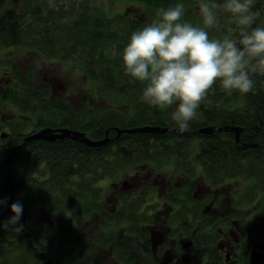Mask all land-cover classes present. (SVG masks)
Masks as SVG:
<instances>
[{
	"label": "trees",
	"instance_id": "trees-1",
	"mask_svg": "<svg viewBox=\"0 0 264 264\" xmlns=\"http://www.w3.org/2000/svg\"><path fill=\"white\" fill-rule=\"evenodd\" d=\"M56 1L58 2L56 7L46 5L38 9L39 1L31 0L29 10L32 11V21L29 20L23 25H19L22 14L15 8L4 14L1 13L0 47H3L2 42H13L21 37L23 39L37 38L43 50L49 54L70 56V58L79 56L88 76L91 94L95 97L93 98L94 106L89 104L85 111L78 113L79 119L73 115L65 124L71 128L83 130L93 138L104 137L107 129L111 130L110 135L114 134L112 128L116 125L128 128L150 123L178 128L171 118L176 105L161 110L144 103L148 114L144 112L145 116L135 120L132 118L129 120L128 115L118 110L117 101L119 95H123V98L125 96L128 99L133 98L135 102L131 105L135 104L137 110L143 112V104L140 109L139 104L145 88V83L134 81L125 74L122 53L130 41L131 34L150 24L145 16L153 10L151 3L158 5L160 7L158 10L182 3L184 5L182 19L194 26L202 27L203 18L199 10L201 0H129L132 4L140 5L137 6L139 11L130 15L118 12L112 17L104 10L91 7L90 0ZM216 1L204 0L217 8L219 6ZM4 2L6 0H0V9L3 8ZM261 9V26L264 27V2ZM139 18L140 20H137ZM233 27L234 32L238 33L234 21L231 23L229 19L224 31L229 28L228 32H230ZM219 34L215 36L211 32L209 36L210 38L221 37L222 34ZM230 37L235 38L232 34ZM251 76L255 81L254 88L244 95L237 91L229 96L217 83L214 86V92L209 94L197 110V118L190 122L189 130L208 125L241 126L243 128L240 133L241 141H257L261 144L239 148L234 142L235 132L230 130L186 131L182 134L179 131L162 133L163 142L168 146V148L163 146V150L166 151L163 156L165 159L177 152H183L181 155L187 158L186 153L191 151L189 147L193 143L192 137L198 138L200 146L195 164L187 163L186 167L201 165L205 170L206 174H204L218 182L224 181L227 177H242L249 192L248 198L254 199L256 192L264 194V76L258 73ZM84 115H86L85 118ZM179 136H189L192 139L179 140L176 138ZM44 143L45 146L31 144L29 148L27 146L25 150L17 151L12 155L14 189L11 190V194L27 207L29 222L31 221L30 225H27L29 232L35 238L39 248L46 250L50 255L53 263L78 264V260L62 261L59 247L64 244H73L70 242L75 232L69 229L72 224L79 225L99 214L102 197H105L104 189L100 186L101 179L118 175V169L132 161L131 156L121 152L120 158L116 160L113 158L112 148L89 146L68 138ZM9 153L10 147L0 149V200L6 192L9 167L4 164V161ZM195 169L190 170L191 175L197 174ZM262 199V208L259 209V213L254 214L255 220L261 218L264 221V196ZM239 204L245 210V204ZM38 214H41L44 219H38ZM13 215L15 214L10 213L3 204H0V225ZM250 234L256 240L258 239L253 233ZM254 238L248 234L247 242L253 240L255 243ZM104 239L105 236L101 234L97 236L96 241L101 242ZM261 245L264 243L261 242ZM263 250L264 246H262V253H264ZM78 253L83 255V249L78 248ZM5 262L45 264L42 259L36 257L33 245L23 231L17 234L0 228V264ZM82 264L102 263L84 260Z\"/></svg>",
	"mask_w": 264,
	"mask_h": 264
},
{
	"label": "flooded vegetation",
	"instance_id": "flooded-vegetation-1",
	"mask_svg": "<svg viewBox=\"0 0 264 264\" xmlns=\"http://www.w3.org/2000/svg\"><path fill=\"white\" fill-rule=\"evenodd\" d=\"M2 43L6 51L13 50V45L27 47L35 52L33 55L37 59L29 64L27 61L32 54L18 60L8 54L12 50L2 55L0 147H10V153L14 150L13 155L17 151L25 150L27 146L29 148L31 144L45 146L46 141L57 142L70 139L69 137L54 140L28 139V137L43 128L70 127L65 122L70 121L73 115L80 118L78 113L85 111L89 104H93V98H95L91 94V87L88 86L87 74L86 89L91 97L89 100L87 97L83 98L81 104L74 103L72 96L68 93L67 84L63 83L59 77H54V74H45L41 77L38 60L40 61L41 58L44 61L55 62L56 57L37 52L36 39L21 37L13 42ZM64 58L65 61L71 59L70 56ZM56 63L59 62L56 61ZM141 104H143V112L138 110L139 118L146 115L144 112L148 114L142 100L139 109ZM79 107L82 108L78 109ZM6 111L9 113L7 114ZM131 118L135 120V117ZM146 124L150 123L136 126ZM119 126L112 128L115 132L112 135H110L111 130L107 129L104 137L108 136L109 141L103 145V148H112L115 154L113 158L116 160L120 158L121 152H125L131 156L132 161L118 169L116 178L121 174L124 176L112 181L118 188L113 190L112 200L102 197L97 216L106 223L108 228H113V224L129 222L132 223L131 226L135 223L143 226V229L139 230L137 238L140 242L139 248H134L131 243L128 246V251L134 256H123L124 248L117 249L116 253L121 256H116L113 252L115 249H112L108 257L98 254L96 261L102 264H264L262 245L259 248L253 240L247 242L248 226L246 218H243L245 210L241 208L237 200H232L233 189L228 192L222 186L224 181L218 182L206 176L201 165L186 167L187 163L195 164L200 146L198 138L192 137L193 143L189 147L191 151L186 153L187 158H183L181 155L183 152L176 151L177 153L170 154L168 159H165L163 156L166 151L163 150V146L167 148L168 146L163 142L162 132L119 131L126 128V126ZM176 138L192 139L189 136ZM234 142L239 148H246L247 142L257 141H241V138L237 141L235 136ZM5 162L6 160L4 161L6 165ZM194 168L197 174L191 175L190 170ZM152 175L154 178L150 179ZM159 176H161L160 181L157 179ZM177 176L181 181H175ZM144 181L148 183L144 184ZM100 186L104 189L101 182ZM150 186H157L160 196L159 199L145 203L144 193ZM163 191L166 192L165 195ZM4 195L5 193L2 195V200ZM10 197L15 202L19 201L12 194ZM10 197L6 195L7 200ZM102 228L104 226H101ZM157 233L158 236L153 240V236ZM105 234H108L107 239L98 243L103 245L111 243L109 239L114 235ZM33 239L34 242L31 241L33 248L35 245L39 248L34 237ZM254 240L256 241V238ZM40 250L46 252V250ZM255 254L258 255V260L253 263L252 257Z\"/></svg>",
	"mask_w": 264,
	"mask_h": 264
},
{
	"label": "clouds",
	"instance_id": "clouds-1",
	"mask_svg": "<svg viewBox=\"0 0 264 264\" xmlns=\"http://www.w3.org/2000/svg\"><path fill=\"white\" fill-rule=\"evenodd\" d=\"M256 0H225L223 11L231 14L238 38H210L208 29L217 27L218 9L204 0L199 5L203 26L182 19L184 5L161 8L152 22L131 34L122 53L125 74L145 83L142 101L161 110L176 105L171 118L179 133L189 130L197 110L219 83L231 96L251 92V74L264 76V27L254 26ZM0 200V204H4ZM15 214L0 228L17 234L23 206L11 205Z\"/></svg>",
	"mask_w": 264,
	"mask_h": 264
},
{
	"label": "rangeland",
	"instance_id": "rangeland-1",
	"mask_svg": "<svg viewBox=\"0 0 264 264\" xmlns=\"http://www.w3.org/2000/svg\"><path fill=\"white\" fill-rule=\"evenodd\" d=\"M39 1V6L38 7H44L46 5H49L51 7H56L57 6V1L56 0H38ZM70 1V0H69ZM75 1V0H74ZM29 2V4L27 3ZM264 0H256V5L252 9L253 15L256 17L254 26H261V19H262V9L261 5L263 4ZM31 0H6V2L3 3V8L0 9V14L4 12L10 11L12 8H15L19 13L22 14V19L19 22V25H23L24 23L28 22L29 20L32 21V11L29 10ZM225 3L224 0H217L216 4H218L219 7L218 9V26L209 28L210 32H212L213 35L217 34H222L221 37L217 38H223L225 35L235 36L234 39L238 38V33L234 32V27L233 29L228 32L229 28H226V31H224V28L226 27V22H229V19L231 20V23L233 20L231 19V14L223 11V4ZM89 5L91 7H95L98 10H104L112 17V15L117 14L118 12H125L126 14L130 15L136 11H139L137 6H140L139 4H132L130 3L129 0H90ZM150 6L152 7L151 12L146 17L148 21L151 23L153 19L156 18V14L159 11L158 8H160L158 5H155V3H151ZM37 7V8H38ZM31 8V6H30ZM155 8V9H154ZM156 10V11H155ZM148 13V12H147ZM137 15V14H136ZM228 15V17H227ZM137 20H140L137 19ZM226 21V22H225ZM235 23V22H234ZM236 26V25H235ZM230 27V26H229ZM219 34V35H220ZM38 42V45L35 50L39 53H44L55 58V62H50V61H44L40 58V61L38 60V63L40 64L41 69H39V72L41 74V77H43L45 74L53 75L54 77H59L61 81L65 84H67V90L68 93L72 96V101L77 104L82 103V99L87 97L88 100L90 99L91 95H89L88 90L86 89V71L84 68V64L82 63V60L79 58V56L75 58H71L70 61H65L64 55H56V54H49L45 52L42 48V46L39 44L40 40L35 38ZM34 49L33 47H30ZM57 49V48H56ZM12 49H9L6 51L4 47H0V59L2 60V55L5 54V52H9ZM33 51L28 49L27 47L21 46H16L13 45V50L11 53H8L9 55H12L14 58L22 59L23 57L27 55H31L30 60L27 61V63H32L35 59L33 55ZM18 54V55H17ZM64 54V52H63ZM17 55V57H16ZM58 61L59 63H56ZM23 62V61H22ZM90 87V86H89ZM125 96V95H124ZM119 100L117 101V108L118 110L124 112L126 115H128V119L131 120V117H135L139 119L138 116V110L137 106L135 104L131 105V103H134L135 100L128 99L127 96L123 98V95H119ZM85 102V100H83ZM90 103V101H88ZM115 103V101H114ZM131 105V107H130ZM90 106H94V104H91ZM82 107H79L80 109ZM8 114L9 111H6ZM12 113V111H11ZM15 113V111H14ZM172 159V158H171ZM170 159V160H171ZM198 161V160H197ZM124 175H119L118 178L115 177H104L101 179V183L104 186V193L105 197L108 199L113 198V190L117 189L118 187L115 186V184L112 182L116 179H119L120 177H123ZM154 175L151 176L150 179H153ZM241 178V179H240ZM128 179V178H127ZM157 179L160 181L161 176L157 177ZM179 179L177 176L175 178V181ZM122 183V182H121ZM147 181H144V184H147ZM228 192H230L233 189V197L231 196L232 200H239V203L245 204V211H244V216L243 218H246V224H247V231L248 234L254 238V236L250 233H253L258 239L256 240V244H258L259 248H261V242L264 243V221L261 218H257V220L254 219V214L257 212L259 213V209L262 208L263 204V199L262 196L264 194L262 192H256L255 197L253 198H248V190L245 186V183L243 181L242 177H227L224 180V183L222 185ZM238 187V188H237ZM242 189L240 190V188ZM240 190V191H239ZM239 191V192H238ZM227 192V194H228ZM164 195L166 194L165 191H163ZM159 188L156 186H150L148 191L144 193V199L145 203L151 202L153 200L159 199ZM228 197L229 194H228ZM227 197V199H228ZM252 199V200H250ZM110 206V205H109ZM222 213V212H221ZM264 214V212H263ZM38 219L41 218V220L44 219V217L41 214H38ZM47 220V219H46ZM45 220V221H46ZM27 225L31 223L29 222V218L27 215ZM35 224V223H34ZM132 223L126 222V223H120L118 225L113 224V228H108L106 223L102 221L98 216L89 219L86 222H82L79 225L74 223L72 224L69 229L71 231L75 232L71 236V242L73 244H64L60 245L59 249L61 252V259L64 261L65 259H70V260H78V264H82L84 260H91V261H96V257L99 255H105L108 257L109 251L112 249L113 252L115 253L116 256H121L120 254L118 255L116 253L117 249H123L124 248V253L123 256L125 255H133L132 252L128 251V246L130 243L134 248H139L140 242L137 239L139 235V230L143 229V226H138L134 223V226ZM101 226H104V228L101 229ZM31 228V226H30ZM107 229V230H106ZM113 230V232L111 230ZM27 230L29 232V226H27ZM104 230V232H102ZM253 230V231H252ZM24 233V231H23ZM30 233V232H29ZM105 233H111L114 236L109 239L111 243L109 244H100L96 241L97 236L103 235L105 236L104 241L107 239L108 234ZM25 234V233H24ZM31 234V233H30ZM27 237L28 235L25 234ZM29 238V237H28ZM30 240V238H29ZM118 241V242H116ZM31 242V240H30ZM32 243V242H31ZM58 242H56L57 244ZM264 246V245H262ZM83 249V255L78 253V248ZM253 249L255 247L253 246ZM54 250V249H53ZM56 251V250H55ZM59 251V250H58ZM119 251V250H118ZM264 251V250H263ZM57 252V251H56ZM35 254V251H34ZM48 254V253H47ZM36 255V254H35ZM49 255V254H48ZM50 256V255H49ZM38 257V256H36ZM105 257V258H106ZM136 257V255H135ZM39 258V257H38ZM41 259V258H40ZM264 261V260H263ZM2 264H8L7 262L2 263ZM46 264V263H45ZM55 264V263H54ZM111 264V263H109ZM133 264V263H131Z\"/></svg>",
	"mask_w": 264,
	"mask_h": 264
},
{
	"label": "water",
	"instance_id": "water-1",
	"mask_svg": "<svg viewBox=\"0 0 264 264\" xmlns=\"http://www.w3.org/2000/svg\"><path fill=\"white\" fill-rule=\"evenodd\" d=\"M264 121V120H263ZM261 121V123L263 122ZM242 127L241 126H234V125H222V126H216V125H208V126H204V127H200L198 129L195 130H188V131H193V132H214L215 130L218 131H222V130H230V131H234L236 134V139L237 141L240 139V133L242 131ZM125 130L127 132H165V131H178L177 128L171 127V126H161V125H155V124H146L143 126H135V127H128V128H124V129H120L119 131ZM66 137H69L72 140H78L81 143H86L89 146H103L104 144H106L109 141V137H103L100 139H96L93 138L91 136H89L85 131H82L80 129H75V128H71V127H61V128H57V129H52V128H43L42 130L38 131L37 133L31 135L28 137V139L30 138H35V139H41V138H45V139H64ZM260 142H247L245 145L247 146H254V145H259ZM14 152V150L8 155V157L6 158V165L9 166V173L7 175L6 178V192H5V197H4V201H5V207L6 209L10 212L13 213L11 211V205L13 203H15V201L12 200L11 196V189L14 188V183L12 180V175H13V168L11 166L10 163V157L12 155V153ZM6 195H8L10 197V199L7 200ZM23 206V213H22V217H21V224L24 225L23 231L25 234L28 235V237L30 238V240L32 242H34L33 236L32 234H30L27 230V207ZM157 235L153 236V240L156 239ZM35 254L36 256H38L39 258H41L46 264H54L51 257L45 252V251H41L37 245H35ZM258 260V255H253L252 257V262L255 263Z\"/></svg>",
	"mask_w": 264,
	"mask_h": 264
}]
</instances>
